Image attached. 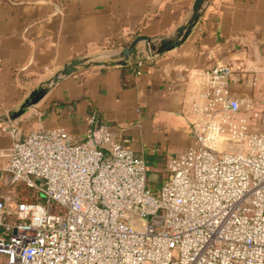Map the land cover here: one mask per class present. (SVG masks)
Instances as JSON below:
<instances>
[{"label":"built area","instance_id":"1","mask_svg":"<svg viewBox=\"0 0 264 264\" xmlns=\"http://www.w3.org/2000/svg\"><path fill=\"white\" fill-rule=\"evenodd\" d=\"M235 71L205 72L197 146L168 161L157 189L104 126L82 142L7 127L9 181L34 192L0 200V264H264V130L250 121L263 111L231 89Z\"/></svg>","mask_w":264,"mask_h":264},{"label":"crops","instance_id":"2","mask_svg":"<svg viewBox=\"0 0 264 264\" xmlns=\"http://www.w3.org/2000/svg\"><path fill=\"white\" fill-rule=\"evenodd\" d=\"M193 3L0 0V115L18 109L71 60L116 54L138 35L172 34ZM134 54L125 64L105 57L107 65L80 66L18 119L0 124V200L14 204L17 198L6 170L9 127L20 136L61 128L82 142L94 126H104L146 161L149 185L157 189L168 161L197 146L192 125L204 103L207 70L233 65L231 89L263 111L264 120V0H210L181 45L149 56L141 42ZM250 121L257 128L256 119Z\"/></svg>","mask_w":264,"mask_h":264},{"label":"water","instance_id":"3","mask_svg":"<svg viewBox=\"0 0 264 264\" xmlns=\"http://www.w3.org/2000/svg\"><path fill=\"white\" fill-rule=\"evenodd\" d=\"M210 0H194L190 15L187 21L179 26L172 34L168 36L149 37L145 35L136 36L132 42L124 47L120 52L110 56H92L83 59H74L65 64L62 69L57 71L51 78H49L42 86L33 90L29 97L16 109L0 115V124L8 123L18 119L29 108L37 104L56 84L62 79L74 74L80 66L100 64L107 65L102 58H123L120 64H125L126 60L134 57V50L136 46L143 42L144 50L147 55L152 56L171 50L181 45L191 34L193 28L202 16L205 6ZM142 54V53H141ZM140 54V55H141Z\"/></svg>","mask_w":264,"mask_h":264},{"label":"trees","instance_id":"4","mask_svg":"<svg viewBox=\"0 0 264 264\" xmlns=\"http://www.w3.org/2000/svg\"><path fill=\"white\" fill-rule=\"evenodd\" d=\"M16 196L21 197L22 199H29L33 194V189L25 186L23 183H18L15 185Z\"/></svg>","mask_w":264,"mask_h":264},{"label":"rangeland","instance_id":"5","mask_svg":"<svg viewBox=\"0 0 264 264\" xmlns=\"http://www.w3.org/2000/svg\"><path fill=\"white\" fill-rule=\"evenodd\" d=\"M249 114H250V113H249ZM249 114H248V116H250ZM253 122H254V121H253ZM256 127H257V128H254V129H261V130L263 129V130H264V120H262V123L259 122V124H257ZM153 175H154V174H151V178H152V179H153ZM158 185H159V182H155V184H154V188H156Z\"/></svg>","mask_w":264,"mask_h":264}]
</instances>
